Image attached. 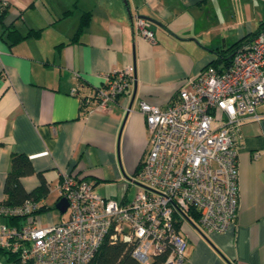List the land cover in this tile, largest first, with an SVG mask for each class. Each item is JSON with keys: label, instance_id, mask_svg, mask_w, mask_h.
I'll list each match as a JSON object with an SVG mask.
<instances>
[{"label": "crops", "instance_id": "obj_1", "mask_svg": "<svg viewBox=\"0 0 264 264\" xmlns=\"http://www.w3.org/2000/svg\"><path fill=\"white\" fill-rule=\"evenodd\" d=\"M4 1L0 199L9 156L18 152L33 168L19 177L21 186L29 191L40 176L47 191L37 203L46 207L58 199L61 171L87 179L102 196L132 197L125 193L133 183L128 175L147 147L137 101L165 104L186 78L210 63L223 65L231 45L264 20V0ZM83 11L89 20L76 36ZM134 16L148 21L152 39L134 29ZM6 25L21 34L40 29L10 42ZM128 64L134 78L124 92L106 109L83 113L79 96L99 85L105 72ZM256 109L261 116L241 121L236 142L235 219L221 232L183 223L180 264H264V104ZM60 218L49 216L45 224Z\"/></svg>", "mask_w": 264, "mask_h": 264}, {"label": "built area", "instance_id": "obj_2", "mask_svg": "<svg viewBox=\"0 0 264 264\" xmlns=\"http://www.w3.org/2000/svg\"><path fill=\"white\" fill-rule=\"evenodd\" d=\"M132 23L152 39L145 18L134 16ZM133 78L131 64L105 72L79 96L81 111L106 109ZM258 104H264V28L240 42L223 65L208 64L182 81L165 104L137 101L147 147L132 176V197L102 196L87 179L61 171L57 198L66 206L59 217L67 215L41 225L31 212L38 205L33 199H0V248L31 264H82L103 239H121L141 263L158 255L157 264H180L183 223L221 232L235 219L236 142L241 121L261 116Z\"/></svg>", "mask_w": 264, "mask_h": 264}, {"label": "trees", "instance_id": "obj_3", "mask_svg": "<svg viewBox=\"0 0 264 264\" xmlns=\"http://www.w3.org/2000/svg\"><path fill=\"white\" fill-rule=\"evenodd\" d=\"M7 5L6 3L0 6V19L4 15L6 11ZM69 9L64 10L63 12H68ZM89 20V12L83 11L79 16L78 25L74 31V35L80 32V30L87 24ZM264 28V20L258 23V26L246 33L231 45L232 50L242 41L252 38L258 30ZM40 28L32 29L29 28L25 34H21L18 32L16 28L12 25L4 26V34L5 37L10 41L14 42L19 40L26 35L34 34L37 35ZM229 58V55L225 57L224 62ZM215 65L214 63H210ZM216 66V65H215ZM137 161L135 169L138 167ZM33 171V168L27 159V157L23 153L13 152L9 156V167L6 171V174L3 179L2 189L4 192V197L2 200L6 203H19L24 198H31L34 201L38 202V199L43 197L47 191L46 185L44 184L42 178L39 176V183L34 186L29 191H25L19 182V177L25 174H29ZM39 174V173H38ZM49 207H46L44 204L38 203L37 207H35L31 212L32 214L37 213L42 210H46ZM0 252L5 256L4 264H31L30 261H21L17 255L13 252L4 250L0 248ZM161 259V256H155L154 259L146 264H157ZM82 264H144L136 260L130 254V244L125 243L121 239H116L115 241H108L107 239H103L98 247L96 248L93 255Z\"/></svg>", "mask_w": 264, "mask_h": 264}, {"label": "rangeland", "instance_id": "obj_4", "mask_svg": "<svg viewBox=\"0 0 264 264\" xmlns=\"http://www.w3.org/2000/svg\"><path fill=\"white\" fill-rule=\"evenodd\" d=\"M131 173H130V175H128V178L133 179L131 176L132 175ZM136 187H137V185L135 183L128 184L126 191H125L126 195L131 196L134 193V191L136 190ZM47 201L49 202V205H47L49 208L46 211H41V212L36 213L37 220L41 225L45 224L47 217L51 216L52 218L56 219L59 216V211L56 208H54V206H53V204H54L53 199L52 200L50 199ZM61 214H62L61 216L64 217L67 215V212L65 211ZM4 263H5V256L0 252V264H4Z\"/></svg>", "mask_w": 264, "mask_h": 264}, {"label": "water", "instance_id": "obj_5", "mask_svg": "<svg viewBox=\"0 0 264 264\" xmlns=\"http://www.w3.org/2000/svg\"><path fill=\"white\" fill-rule=\"evenodd\" d=\"M132 100V98H131ZM130 107V102L128 104V108ZM127 177V176H126ZM54 208H56L59 212H62L66 206V200L63 197H59L53 204Z\"/></svg>", "mask_w": 264, "mask_h": 264}]
</instances>
